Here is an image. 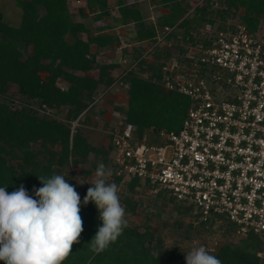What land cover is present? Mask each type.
I'll return each mask as SVG.
<instances>
[{"label":"trees","instance_id":"obj_1","mask_svg":"<svg viewBox=\"0 0 264 264\" xmlns=\"http://www.w3.org/2000/svg\"><path fill=\"white\" fill-rule=\"evenodd\" d=\"M71 1L74 0H17L23 10L19 26L5 22L0 10V187H5L9 193L23 185L30 196H35L34 189L42 187L38 177L63 175L67 166L90 164L80 171L83 181L95 172L96 161L108 166L111 142L105 147L92 145L80 126L82 121L90 123L92 120L88 114L93 111L90 105L95 94L106 90L116 79L113 70L118 65L100 62L96 52L109 51L120 41L114 33L106 32L109 25H103V13L108 9L109 0L87 2L89 10L95 14L96 31L84 22L73 20ZM115 1L119 11L115 25L134 23L138 40L155 36L154 23L149 21L140 0ZM153 1L169 9L168 13L158 16L159 25L172 24L186 16L180 33L192 38L201 32L205 23L215 22L216 14L220 18L234 14L251 29H257L264 21V0H219L225 5L221 9L213 8V0H205V4L191 13L180 0ZM175 1L179 3L176 8L171 5ZM240 9L243 15H238ZM68 35L73 40H69ZM93 45L96 52L91 51ZM136 50L134 58L141 52L138 47ZM155 56L160 58L161 54ZM95 69H99L98 79L89 74ZM142 72H149V77H143ZM61 81L66 82L67 87L61 86ZM124 81L130 83L129 98L125 107L115 108L123 120L136 124L141 133L151 126L170 130L181 127L190 101L176 91L166 90L158 69L141 62L139 69L131 71ZM15 101L20 102L19 108L13 107ZM41 107L62 109L66 117L64 120L48 118L40 114ZM77 119L80 125L73 131L72 123ZM90 156L95 157L93 162H89ZM8 157L18 160L17 164L11 163ZM80 183L69 184L75 186L81 198L83 232L80 243L73 245L62 264H186L188 253L179 246L167 247L165 238L156 235L157 227L148 225L141 231L140 226H132L126 217L128 226L117 241L99 254L93 252L89 243L102 221L91 201L83 204L89 187ZM137 185V180L131 181L130 191L135 192ZM157 196L174 204L177 214L191 216L184 236L187 240L211 230L214 223H209L208 227V222L200 221L199 215L193 216L191 205L164 192ZM120 202L125 213L132 215L143 214L147 208L142 198L124 196ZM148 203L151 204L150 200ZM148 216L155 218L153 213ZM175 224L178 228L185 227L183 220ZM241 240L240 244H225L211 255L221 264H259L256 251L261 248L260 241L255 236Z\"/></svg>","mask_w":264,"mask_h":264},{"label":"built area","instance_id":"obj_2","mask_svg":"<svg viewBox=\"0 0 264 264\" xmlns=\"http://www.w3.org/2000/svg\"><path fill=\"white\" fill-rule=\"evenodd\" d=\"M203 4L205 0L198 1L189 13ZM211 5L225 7L219 0ZM243 14L240 9L238 15ZM185 17L166 25L153 19L155 36L136 40L139 57L134 58L133 51L124 53L125 61L127 57L130 61L90 105L118 83L128 90L124 78L141 62L158 69L166 90L190 101L177 130L151 126L140 133L118 112L119 119L106 131L112 144L107 168L113 175L108 182L117 184L120 199L137 180L136 189L164 192L191 205L193 216L199 215L208 227L214 223L208 233L219 228L242 239L255 236L261 244L256 255L264 264V21L251 29L234 14L228 18L216 14L215 22L205 23L192 38L180 33ZM149 75L142 72L145 78ZM79 119L73 122V131ZM74 168V175L91 187ZM189 244L192 249L204 246L210 255L223 246L210 236H195Z\"/></svg>","mask_w":264,"mask_h":264},{"label":"clouds","instance_id":"obj_3","mask_svg":"<svg viewBox=\"0 0 264 264\" xmlns=\"http://www.w3.org/2000/svg\"><path fill=\"white\" fill-rule=\"evenodd\" d=\"M112 175L110 168L99 163L83 198L84 205L91 201L96 206L102 221L89 243L97 254L116 242L128 226L118 186L108 182ZM38 179L42 187L34 189L35 196H30L23 185L11 193L0 187V261L3 264H62L73 245L80 243L81 198L75 186L59 174ZM185 260L186 264H221L204 246L192 249Z\"/></svg>","mask_w":264,"mask_h":264},{"label":"rangeland","instance_id":"obj_4","mask_svg":"<svg viewBox=\"0 0 264 264\" xmlns=\"http://www.w3.org/2000/svg\"><path fill=\"white\" fill-rule=\"evenodd\" d=\"M200 0H180L183 6H186L188 9H191V5H195ZM88 0H74L70 2V11L72 14V18L75 21L84 22L85 25L96 31V23L94 21L95 14L89 10L87 6ZM140 6L144 7L148 12V19L152 22L153 19H157L159 15L163 13H168L169 9L163 4L155 3L153 0H140ZM178 2H172L173 7H177ZM186 4V5H185ZM83 9V11H81ZM0 10L3 12L4 20L10 25L19 26L22 19L23 10L18 6L17 0H0ZM243 11V10H242ZM84 13L88 16L84 17ZM105 20L103 21V25H112L108 26L106 32L114 33L119 38V43L114 44V48L109 51H101L96 52L97 48L93 45L91 46V51L97 53V58L100 62L112 63L118 65L117 68L113 70V75L116 77L119 75V72L126 67L127 62L130 61V58L127 57L128 61H125L124 53L128 51L132 52V56L136 55V47L137 44V36L132 32L137 31V27H134L133 30H126L124 28L117 27L121 25V23L115 25V17L119 16L118 7L116 5L115 0H109V6L106 12L103 13ZM107 17V18H106ZM117 21V20H116ZM67 38L69 40H73V38L68 35ZM135 53V54H134ZM138 54V53H137ZM149 73V72H148ZM43 73L42 75H45ZM96 79L99 77V69H95L90 71L89 73ZM142 75V73H141ZM62 82V81H61ZM124 83H129L128 81H124ZM130 84V83H129ZM63 87H67L66 82H62L60 84ZM104 90H100L97 94H95L94 100L100 96V94ZM129 98L128 90L121 83H118L115 87L109 90L106 94L100 97L96 104L93 106V111L88 114L91 115L92 120L90 123H86L82 121V125L80 126L83 133L88 137L89 142L96 147H105L109 144V138L107 135V130L116 123L119 119L117 113L118 111L115 109L116 107H125L124 105L127 103ZM20 102L15 101L13 107H20ZM40 114L48 117V118H58L64 120L66 117V111H62V109L56 108H40ZM85 118V117H84ZM83 118V120H84ZM73 126V123H72ZM141 133V132H140ZM144 133V131H142ZM13 164H17L16 159H11L8 157ZM95 160L94 156H90L89 162H93ZM100 161H96V168ZM90 164L86 165H75L74 170L76 172H80L82 168L89 167ZM95 172L86 179L87 183H91L94 179ZM63 176L67 180L68 183L74 184L77 186V178L74 173L72 166H67L63 171ZM81 176V175H80ZM91 185V184H90ZM125 196H130L132 198L144 199L146 206V211L140 215H132L131 213H125V217L129 220L132 226H140L141 231L145 230L148 225H152V227H157L156 235H160L165 238L166 246H179L186 253H189L192 248H190L189 240L184 238L186 229L188 224L190 223L191 216H183L181 214H177L174 204H171L164 197H158V193L155 191H150L147 188L139 187L135 192H131L129 189L123 191ZM151 202L149 204L148 202ZM155 214L154 219H150L149 214ZM183 220L184 228L176 227V221ZM207 236L213 237L214 239L220 241L223 245L228 243L240 244L242 238L235 237L231 234L225 233L223 230L219 228H215L211 232H201L197 235L198 238L203 239L207 238ZM195 248V247H194ZM173 264H181V263H173Z\"/></svg>","mask_w":264,"mask_h":264},{"label":"crops","instance_id":"obj_5","mask_svg":"<svg viewBox=\"0 0 264 264\" xmlns=\"http://www.w3.org/2000/svg\"><path fill=\"white\" fill-rule=\"evenodd\" d=\"M127 30V29H126Z\"/></svg>","mask_w":264,"mask_h":264}]
</instances>
